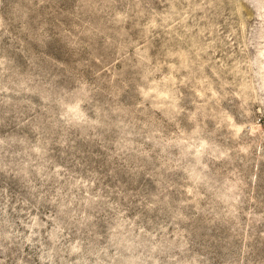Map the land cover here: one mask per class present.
Returning <instances> with one entry per match:
<instances>
[{"label":"rangeland","instance_id":"rangeland-1","mask_svg":"<svg viewBox=\"0 0 264 264\" xmlns=\"http://www.w3.org/2000/svg\"><path fill=\"white\" fill-rule=\"evenodd\" d=\"M0 264H264V0H0Z\"/></svg>","mask_w":264,"mask_h":264}]
</instances>
